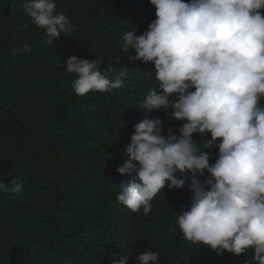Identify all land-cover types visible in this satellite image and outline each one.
Returning a JSON list of instances; mask_svg holds the SVG:
<instances>
[{
  "label": "trees",
  "instance_id": "obj_1",
  "mask_svg": "<svg viewBox=\"0 0 264 264\" xmlns=\"http://www.w3.org/2000/svg\"><path fill=\"white\" fill-rule=\"evenodd\" d=\"M28 2L0 0V182L24 184L19 196L0 191V264H119L124 254L139 264L145 251L160 252L159 264H250L254 249L217 255L184 239L178 216L191 205V179L183 189L161 190L147 215L117 199L121 183L131 180L117 168L130 159L135 125L159 118L167 136L186 123L169 119L171 109L138 108L155 86L146 75L155 68L131 62L136 53H125L122 40L129 30L142 35L156 19L150 0H56L73 29L54 45L24 11ZM13 48L21 52L13 55ZM72 56L101 61L113 81L120 69L130 74L118 89L79 96L76 75L66 72ZM193 138L202 145L211 134ZM206 151L214 164L218 147Z\"/></svg>",
  "mask_w": 264,
  "mask_h": 264
},
{
  "label": "clouds",
  "instance_id": "obj_2",
  "mask_svg": "<svg viewBox=\"0 0 264 264\" xmlns=\"http://www.w3.org/2000/svg\"><path fill=\"white\" fill-rule=\"evenodd\" d=\"M156 19L148 30L123 35V51L133 50V63L153 64L155 86L138 108L168 111L171 120L186 121L175 134L163 135V121L145 119L135 125L126 155L117 168L131 180L119 186L118 201L145 215L167 186L183 189L191 179V205L178 216L186 241L222 255L254 249L250 264H264V0H150ZM24 11L45 30L46 45L70 35L72 21L57 11L56 0H29ZM24 52H30L25 43ZM13 55L21 52L13 48ZM101 61L72 56L66 72L75 74L74 92H109L129 75L120 69L115 81L100 70ZM194 89V91H191ZM211 134L195 142L194 134ZM219 143L217 144V142ZM218 147L210 164L207 149ZM135 162V163H134ZM210 174L204 182L197 177ZM191 174L189 177L188 174ZM177 174H180L178 176ZM0 191L19 196L24 184L0 182ZM173 232L175 228L171 229ZM161 253L145 251L139 264H159ZM123 255L119 264H129ZM249 264V261H248Z\"/></svg>",
  "mask_w": 264,
  "mask_h": 264
}]
</instances>
